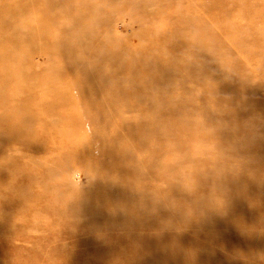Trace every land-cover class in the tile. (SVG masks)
<instances>
[{"label":"rangeland","instance_id":"1","mask_svg":"<svg viewBox=\"0 0 264 264\" xmlns=\"http://www.w3.org/2000/svg\"><path fill=\"white\" fill-rule=\"evenodd\" d=\"M0 52V264H264V0H0Z\"/></svg>","mask_w":264,"mask_h":264},{"label":"bare ground","instance_id":"2","mask_svg":"<svg viewBox=\"0 0 264 264\" xmlns=\"http://www.w3.org/2000/svg\"><path fill=\"white\" fill-rule=\"evenodd\" d=\"M16 2H17V1H16ZM22 9H23V7H22ZM3 27H4V26H2L1 29H3ZM17 45H20V43L17 42L16 44H11V46H17ZM17 47H18V46H17ZM0 53H1V52H0ZM7 59H9V57H7V56H5V55H0V62H1V63H5V61H6ZM11 65H12V66H10V70L13 72V65H14V64H12V61H11ZM18 72H19V71H18ZM18 72H17V73H18ZM13 74H15V73L13 72ZM0 87H2V86L0 85Z\"/></svg>","mask_w":264,"mask_h":264}]
</instances>
